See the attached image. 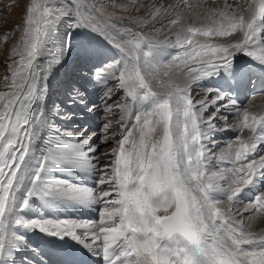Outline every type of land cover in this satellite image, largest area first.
Listing matches in <instances>:
<instances>
[{
    "label": "snow or ice",
    "instance_id": "snow-or-ice-1",
    "mask_svg": "<svg viewBox=\"0 0 264 264\" xmlns=\"http://www.w3.org/2000/svg\"><path fill=\"white\" fill-rule=\"evenodd\" d=\"M109 6L119 14L108 13ZM66 17L70 27L89 28L121 54L122 61L96 75L102 84L114 81L125 99L106 102L108 113L115 104L121 114L116 124H103L99 143L95 133L85 136L86 130L66 133L69 140L52 146L30 169L43 125V111L34 106L43 102L44 80L62 54L50 52L46 39ZM16 31L20 37L10 54L15 67L5 76L9 90L0 91V261L9 214L31 171L18 212L34 195H55L98 206V219L18 218L15 224L70 237L100 254L105 264H264V228L246 223L264 218V193L248 204L235 203L264 172V156L250 159L264 142V110L219 105L223 96L200 97L192 89L201 78L229 67L237 53L264 63V0H224L222 6L208 0H25ZM168 48L177 49L170 59L154 58ZM111 91L105 93L108 100ZM233 116L237 122L230 125ZM112 128L117 131L109 132ZM226 131H235V138L214 151L212 135ZM59 165L95 174V188L59 180L49 184L46 174Z\"/></svg>",
    "mask_w": 264,
    "mask_h": 264
},
{
    "label": "bare ground",
    "instance_id": "bare-ground-1",
    "mask_svg": "<svg viewBox=\"0 0 264 264\" xmlns=\"http://www.w3.org/2000/svg\"><path fill=\"white\" fill-rule=\"evenodd\" d=\"M22 18L23 17H21V19L19 20V24H18L19 26H21ZM67 21L70 22L71 21L70 18L66 17L63 20H61L58 24L55 25L54 28H52L49 31V33L47 35L46 48L50 52L62 53V54L59 57V62L51 65V67L49 68L48 73H47V78H46V80H44V85L46 87V93H45V97H44L43 102L41 104L34 106V107L41 108L43 111V125L41 127L39 137H38V139H37V141L33 147V152H32V155L30 158V163H29L30 169L38 163L40 157L45 156L46 154H48L49 152L52 151V146L66 143L69 140V137H67L65 134L69 133V132L72 133V129H73L72 125H73V123H75L76 113H75V115H72V113L74 114V112L69 113V109H70L69 106L74 107L71 105L72 103L66 104V105H68L67 108H65V107L62 108L56 102L57 100H55L56 98H58V99L60 98V93L64 94L63 86H65L66 83H68L67 82V75L65 76L63 73L65 65L67 64V60L69 59V57L76 56L74 52H69V48H71L70 45H72L71 43L68 44L65 41V43H66V45H65L64 39H63L61 45L59 44L62 37L63 36L67 37V35L70 33V30H68L70 23ZM202 22H203V20H198L197 26H200V24ZM79 30H80L82 36L85 35L87 40L92 42L94 45H100V47L102 45H104V47H101L102 52L99 55H98V53H95L96 56L95 55L94 56L93 55L86 56V54L83 55V57H85V59L87 60V64L84 63V60H83V62L81 61V64L83 66L82 69L77 70L75 77L73 79L70 78V80H69V81L72 80L73 83L76 80L81 82V83H78L76 81V83H78V84H76L77 86L79 84L84 83V80H85L84 77L87 76L88 71L90 70L89 67L92 64H95V65H93V67H91L92 69H94V68L99 67L100 64L105 62V61H106L105 63H111L113 61H115V62L122 61V59H123L121 54L115 48H113L107 42L106 39H104L102 36H100L96 32L95 33L97 35L87 27H80ZM66 32H67V34L64 35ZM89 33H91V35ZM262 35H264V33H262ZM19 37H20V33H18V35L12 41L10 53L8 52V54H9V60H8L9 71L7 72V75H9L12 68L15 67V65L12 62V57L10 54H11L12 48L15 47V45L17 44ZM65 46L67 48H65ZM157 52L154 53L155 59L167 60L171 56L169 49H167L163 52L159 49V50H157ZM163 53H165V54H163ZM256 54H258L259 56L261 55L259 50L256 51ZM247 57H250V56L245 55L243 52L237 53L232 57L231 65L235 64L237 62H240V64L243 66L244 62H246V63L248 62ZM97 59H99V60L97 61ZM102 59H105V61ZM43 61H44V57H41L40 63H43ZM95 61H97V62H95ZM102 65L103 64H101V67H102ZM72 67H74V66L72 65ZM222 68L223 67L219 68L217 71L211 73L210 75L219 74L218 75L219 79L223 80L224 75L220 74V70ZM226 69L228 72L229 71L232 72L230 70L231 68L227 67ZM210 75L201 78L199 81H197L195 84H193L192 89H193L194 94L198 93L200 97H202L204 95V93L202 95V92H201V90H203L202 85H204L205 81L209 78ZM93 78L96 79L97 76L93 75ZM97 80H98V78L96 79V81ZM210 81L214 86H217L218 81L212 79V76H211ZM262 81H264V79H262ZM200 83H201V85L199 87L201 88V90H196L195 86H197ZM251 86L253 87V89L257 88L256 83H253ZM87 87H90V86H87ZM262 87H264V85ZM217 89L214 90L215 92L214 91H210V92L207 91L205 93H206V95L208 93H210L209 96H211V97H214L216 95H221L224 97L223 92L220 91L219 89L218 90ZM7 90H9V89L6 87V81L4 80L3 84L0 85V91H7ZM87 91H91V89L90 90L85 89L84 93L85 92L87 93ZM241 93H242V95H245L244 90ZM112 95H114V93H112ZM87 96L90 98L92 97V95L90 93H87ZM247 98L248 97L243 96V98H241L242 100L238 101L236 103V105L239 106L240 108L248 107L249 105H251L252 108L256 111L264 110V96H255V97H252L249 101H247ZM246 101H247V104H245ZM223 103L224 102L221 100L219 102V105H222ZM219 105L209 108L208 112L205 113V117H207L208 114H212V111H213L212 109L213 108L216 109V107H218ZM113 107L115 108V105ZM77 108H78V106L74 107L73 111H78ZM58 109H60V111H61L60 112L61 116L65 117L66 119H64L63 117H61V118L59 117L60 114L57 113ZM80 109H82V107H80ZM115 110L118 111V115L116 114V116H115L113 114L114 119H113V121H111L112 124L117 123V120L119 119L120 114H121L118 108H116ZM93 113L94 114H89L87 111L86 112L82 111L81 113L77 112L78 117H80L81 120H84L86 122V125H90V129L93 130V132L96 134V136H99L100 134H98L96 131V128H98L99 125H98V122H96V120L93 118L95 116H97L98 114H100L101 110H99L97 108L93 111ZM108 114H111V113H108ZM222 114H227V113H224L222 110ZM236 122H237V120L235 118L233 124H235ZM217 123H219V121H217ZM56 124H58V126ZM116 131H117V128H112V131H110V132H116ZM235 136H236L235 131L216 132L212 135V137L216 138L217 140L219 139V141H217L218 146L216 147V149H218V147H220L221 144H226L228 141H231V138L235 137ZM93 140H94V138H93ZM261 152H263V153H261ZM258 153L259 154L261 153L262 155L261 154L260 155L264 156V142H260L258 144L256 151L253 153V155L250 157V159H258L257 158V156L259 155ZM65 166L66 165H59V166L53 167L52 170L46 174L47 182H50L52 184L56 180H59V181L66 182L67 184L69 182L71 183V180L74 179L73 175L72 176L70 175V173H71L70 169L71 168L68 166L67 167H65ZM61 168H64V169L67 168L68 169L67 171H69V172L65 173L64 170L63 171L61 170ZM29 174H30V171L28 174H26V179H25V181L21 187V190L17 193V201H16L15 209L13 210L14 214H12L8 218V230H7L8 236H7V244H6V249H5V256H4V260L0 261V264H1V262H2V264H12V260L17 255L20 254V250L22 248L34 250L35 248L33 245L36 241H41L40 236L41 235H49V234H46V233L41 232V231L36 230V229L26 230V229L22 228L21 226L16 225L15 220L18 218L23 219L24 221H31L34 219L55 221L58 219L57 214L60 213V214H65L67 217H70L71 218L70 220L75 219V221H95L97 219L96 217H97L98 212L96 211V208L98 206H85V205L72 203V202H68V201L66 202V200L61 202V199H59L58 197H55V200L60 205V207H59L60 209H57V208L53 207V205H55V204L46 205V202L48 203V201L45 200L44 195H42V194L36 195L38 197L36 202H38V204H39L38 208H40L41 212H37V210L35 209V207L33 205L35 199L33 197H32L33 201L29 202V207L27 209H25L23 212H18L16 209L19 208V204L21 203V201L24 198L22 196V190H23L22 188L29 181V178H30ZM83 175H84V178L86 179V182L87 181H93V183H95V181L97 180V176L95 174L84 173ZM73 182H74V180H73ZM77 182H78V180H77ZM89 183L91 184L92 182H89ZM71 185H72V183H71ZM94 185H96V183ZM25 189L23 190V192L25 191ZM262 193H264V172L253 177L252 182L248 186L244 187L242 189V191L238 194V196L235 198V203H237V205L248 204L249 201H252L256 196H258ZM219 198L224 199L225 195L219 194ZM54 208L56 209V211ZM246 223H252L254 226V230H257V231L264 228V218L257 219L255 221H246ZM20 238H22V239H20ZM91 252L95 253V256L97 258H102V256L100 254H97L95 251L91 250ZM92 258H95V257H92ZM39 260H41L44 264L50 263L48 258L43 257V256H41L39 258ZM23 264H25V263H23ZM26 264H28V263H26Z\"/></svg>",
    "mask_w": 264,
    "mask_h": 264
},
{
    "label": "rangeland",
    "instance_id": "rangeland-1",
    "mask_svg": "<svg viewBox=\"0 0 264 264\" xmlns=\"http://www.w3.org/2000/svg\"><path fill=\"white\" fill-rule=\"evenodd\" d=\"M133 2H134V0H116V3L117 4H119V3L129 4V3H133ZM135 2H140V0H135ZM142 2L145 3V4H150L152 2V0H142ZM170 2H171V0H170ZM194 2H195V0H194ZM208 3H209V5L214 4V5H217V6H221L224 3V0H208ZM24 6H25V0H0V85L3 84V82L5 80V76L7 75V72L9 71V64H8L9 54H8V52L10 53V48L12 46V41L15 39V37L19 33V32L16 31V28L19 26L18 25L19 24V20L21 19V17H23V8H24ZM107 12L108 13H116V14H119V13L116 12V8L114 6H109L107 8ZM125 15H135V13L134 12H132V13H125ZM67 22H69V21H67ZM69 23H71V21ZM79 29H80V27H77V28H72L71 27L70 28V26H69V29L68 30H70V33L67 35V37L66 36H63L62 39L60 40L59 44L61 45L62 40L64 39V44L65 45H66L65 41L68 44H70V43L72 44V45H70L71 48H69V52H74L75 53L77 50L78 51L80 50L81 52H84L86 54V56H88V55L91 54L92 46L93 47H97V45H94L92 42H90L89 40H87V38H86L85 35L82 36V34H81V32H80ZM66 34H67V32L64 35H66ZM89 34L91 35V33H89ZM168 35L171 36L172 33H168ZM5 36L8 37L7 40L4 39ZM200 39L203 40L205 38L201 37ZM209 42L210 43H215V42H217V40H212V41L209 40ZM101 47H104V45H102ZM65 48H67V47L65 46ZM170 49H172V52H173L172 55L177 51V49H174V48H170ZM160 50L163 52V51H165L167 49H160ZM163 54H165V53H163ZM169 59H170V57H169ZM103 60H105V59H103ZM105 62L101 63V64H103L102 67H101V64H100L99 67L94 68V69L91 68L94 65V64H92L90 66V71H88V74L89 73H92V74L89 75V76H87V78L89 79V83L91 85H93L92 89L95 90V92H94L95 94L94 95H96V96L99 95V96H98V98H96L97 102L94 103L96 106L95 105H93V106H90L89 105V107H87L85 110L89 114H94L93 111L95 109H97V108L99 110H101V113L98 114L97 116H95L93 118V119L96 120V122H98V125H99L98 128H96V131H97L98 134H100L102 132V127H103V124L104 123H109V122L111 123V121H113V119H114L113 114L115 116H116V114L118 115V111H116V110L114 111V113L108 114V112L105 110L106 109L105 108L106 102L107 103H113V101H115L116 103H119V102L122 103L123 100L125 99V93H124V91H117L116 92V86H115V82L114 81H110L111 83L109 82L108 85L107 84H102V83H99V82L97 84H95V82H97L98 80L96 81L97 78L96 79L93 78V75L97 76L96 74H97V71L98 70L103 69L108 64L115 63V61H113L111 63H105ZM6 64L8 65V67H7ZM75 68H77V67H75ZM68 83L69 84H68V86H66L65 91L70 89V92L69 93L66 92L68 94H61L60 93V98L59 99L58 98L55 99V100H57L56 102L58 103V105L60 107H62V108L63 107L67 108L68 105H66V104H68V102L72 103L71 105H74L75 107L78 104H81V103L82 104H85L87 102V100H82L83 97H84V95H82V93L79 92L78 88L75 87L74 86V83L72 81H69V79H68ZM200 85H201V83L198 84L197 86H195L196 90H201V88L199 87ZM108 88H111L112 89V91H111V97H112V99L111 100H108L106 98V96H105V93H106V91H107ZM201 92H202V95H203V93H205V89L201 90ZM75 93H78L79 94L78 95V98H74V94ZM112 93H114V95H112ZM204 96H205V94L202 97H204ZM65 97H67V98H65ZM249 100L250 99H247V101H249ZM247 101H246L245 104H247ZM114 105L115 104H113V106ZM89 109H93V110L92 111H89ZM114 109H116V108H114ZM212 110L215 111V108H213ZM213 111H212V113H213ZM60 112H61L60 109H58L57 110V113L60 114L59 117L61 118L63 116H61V113ZM63 118L66 119L65 117H63ZM76 118H79L78 122H77ZM235 118H236L235 116H233L232 118H230L229 121H228V123L230 125H232L234 123ZM79 123L83 125L86 122L84 120H81L80 117H75V123H73V125H72V128H73L72 129V133L73 134L78 133L81 130H86L85 133H84L85 136H89L92 133H94L92 129L89 130L85 126L82 127L80 125H77ZM56 125L58 126V124H56ZM110 131H112V129H109V132ZM98 137L99 136H94L93 137L94 140H96L97 143H99ZM234 138L235 137H232L231 140H233ZM212 139L215 140V141H219V139L217 140L214 137H212ZM109 144L110 145H115V140H110L109 141ZM222 146H226V144H221L220 147H218V149H214V151L219 150V148H221ZM104 150H110V149L109 148H105ZM261 155H259V157ZM43 157L44 156L40 157V159L43 158ZM37 165H38V163L35 166H33L32 168L36 167ZM65 167H67V166H65ZM61 170L62 171L64 170L65 173L66 172H69V171H67L68 170L67 168H65V169L64 168H61ZM70 172H71L70 175L71 176L73 175V178H74L73 179L74 182H73V180H71L72 185L84 186V185H82L79 182V180H81L80 175L84 176L83 174L85 172H81V171H78V170L73 169V168L70 169ZM29 175H30L29 177H31V171H30V174ZM77 180H78V182H77ZM29 182H30V178H29V181L22 188L23 190L26 188L24 192L22 190V196L23 197L25 195L26 190L30 186V183ZM87 182H88L87 186L90 185L88 188H95L96 185H94V184L96 183V181H95V183H93V181H87ZM89 182H92V183L90 184ZM48 183H50V182H48ZM71 183L69 182L68 184H71ZM87 186H84V187H87ZM55 197H58V196H55V195H53V196H44V198H45L46 201H48L50 203H55V205H57V208H59L60 205L55 200ZM33 198L35 199L33 205H34V207L36 209V207L38 208V206H39L38 202H36L37 199H38V197L35 195V196H33ZM58 198L61 199V202L62 201H65V199H63L61 197H58ZM32 201H33V199L31 198L29 202H32ZM55 211H56V209H55ZM63 220H67V219H63ZM73 221H75V219Z\"/></svg>",
    "mask_w": 264,
    "mask_h": 264
}]
</instances>
